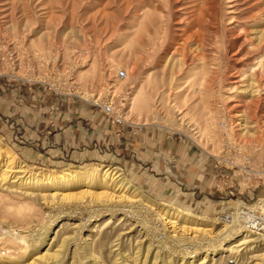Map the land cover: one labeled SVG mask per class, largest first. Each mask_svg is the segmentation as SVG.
<instances>
[{"label": "bare ground", "instance_id": "bare-ground-1", "mask_svg": "<svg viewBox=\"0 0 264 264\" xmlns=\"http://www.w3.org/2000/svg\"><path fill=\"white\" fill-rule=\"evenodd\" d=\"M154 1L134 0L130 48L107 54L100 68L92 60L84 75L107 79L114 91L132 88L123 112L134 111L136 125L183 133L206 152L237 146L244 153L240 160L251 167H243L248 178L264 175V0ZM171 2L178 11L173 29ZM10 10L0 0V27L13 30L6 19ZM28 22L16 25L27 30ZM216 22L224 45L233 35L242 46L232 50L231 60L240 59L241 50L249 57L236 77L226 69L216 79L218 50L209 53L211 62L195 40ZM52 29L37 31L38 42L48 40L47 46L29 38V59L41 69L47 61L81 66L87 54L85 46L74 45L78 30L60 31L64 43L53 50ZM124 60L132 66L120 70ZM259 202L248 206L252 212L238 199L224 220L196 215L146 196L116 165L48 169L22 161L0 142V264H228L229 258L233 264H264V236L251 230L259 226Z\"/></svg>", "mask_w": 264, "mask_h": 264}, {"label": "rangeland", "instance_id": "rangeland-1", "mask_svg": "<svg viewBox=\"0 0 264 264\" xmlns=\"http://www.w3.org/2000/svg\"><path fill=\"white\" fill-rule=\"evenodd\" d=\"M6 1L7 6L12 9L10 10L12 14L8 12L6 19L16 28L10 30L2 24L0 27V142L9 146L22 161L55 170L64 168L80 170L92 166L116 165L129 181L156 202L170 203L193 214L217 217L221 220L234 210L238 199L250 204L264 196L259 195V192L264 190V186L257 182L254 175L249 179L250 174L248 176L245 174L244 169L249 170L251 167L247 160H240L244 153L237 146H222L217 153L207 151L209 154L183 133L165 131L156 125H136L134 111H130L128 116L123 112L132 88L123 86L114 91V87L109 88L107 79L100 81L84 75L88 74L87 69L92 60L99 65L97 68H100L105 58L110 54L114 55L115 50L130 48L134 39L132 23L134 0ZM175 3H170L171 14L168 24L171 29L178 23L175 22L178 11L172 8ZM159 8L166 10L163 3H159ZM25 20H29L27 30L17 26ZM179 21L184 23V19ZM261 24L259 22V25ZM219 27L218 22L206 24V27H203V35L196 33L195 40L201 43V52L206 53L205 56L211 62L212 55L209 53L211 50H218L216 52L219 55L215 58L216 66L213 65L216 67L215 72L213 71L216 79L224 78L226 69H232L233 77H236L242 72V67H245L243 63L249 57L241 50L240 59L231 60L232 50L241 49L242 46L237 45L238 38H234L237 41H232L233 35L226 39L224 45ZM44 28L46 31L52 28L54 30L55 37L50 39L53 50L55 48L60 50L64 43L61 44L60 31L78 30L80 38L74 45L85 46L87 54L85 62L75 68L62 61L54 64L47 61L44 63V69L38 68L36 61L30 60V53L26 52L30 39L32 42L35 41V46L42 43L43 47L48 45V40L45 42L44 39L40 43L36 38L40 32L45 31ZM39 29L41 31L37 34ZM229 31L237 32L233 27ZM6 35L9 38H6ZM8 43L10 44L6 45ZM3 52L6 54L4 55ZM19 55L22 57L21 60ZM75 59L77 60L78 57ZM220 64L221 66L218 67ZM124 65L132 66L131 61L124 60L119 62L120 70H123ZM78 70L83 73L81 78L76 75ZM82 90H86L88 95L84 96ZM108 101L112 102L111 105L114 106L116 113L122 115L124 123L112 124L109 120L107 122L104 120L106 117L102 116L99 107L95 104L102 105L109 103ZM56 104H62L61 108L65 110L56 113L57 110H53ZM69 105L74 109L73 120L83 121L81 129H91L94 122L98 124L99 130L120 129L127 132V137L114 139L115 142L103 143L99 154L102 151L106 154L98 159L99 161L84 159L78 163L76 160L68 159L67 156L64 160L60 159L61 161L53 159L52 154L56 158L54 152L50 154L51 157L49 153H45L48 146L58 139L56 133L60 131L52 119L57 114L60 119L62 115L66 118ZM85 132L86 136L82 134L84 132H78L76 142L75 140L71 142L73 149L86 151L87 148H94L95 144L98 146V140L104 142L102 133L95 135L94 131L91 134L88 130ZM263 132L262 138H264ZM80 138L85 142H80ZM138 141L141 142L143 151L139 150ZM150 156L158 158L161 165L151 167ZM225 159L230 162L224 161ZM163 160L164 163L169 161L171 164L173 172L171 175H167L163 170L165 167L162 165ZM138 173L139 175L143 173L144 181L136 176ZM201 178L202 182L199 181ZM243 182L245 185L242 187ZM215 190L232 193H227V197H224V194L216 197ZM231 260L232 258L228 259V264H233Z\"/></svg>", "mask_w": 264, "mask_h": 264}, {"label": "crops", "instance_id": "crops-1", "mask_svg": "<svg viewBox=\"0 0 264 264\" xmlns=\"http://www.w3.org/2000/svg\"><path fill=\"white\" fill-rule=\"evenodd\" d=\"M62 105V104H61ZM61 105L59 104H56V107L54 108L53 107V110H57L56 113H60L61 110H65L64 108H61ZM71 105L68 106V109L66 110L67 111V114H66V118L64 117V115L61 116V119L59 117V115L57 114V116L55 115L52 119V121L54 120V123L56 125V127L58 126V128L60 129V131H58L56 133V135H58V139L54 142H52L47 150L45 151L46 154L49 153V155L54 152L56 154V158L53 157V154H52V158L53 159H58V161H61L60 159H65V157L67 156L68 159H71L72 161L76 160L78 163L81 162L82 160L86 159V160H98L100 159L102 156H104V154H106L105 151H102V155L99 154V152H101V145L104 143L106 144V142L110 141V142H115L114 139H118L120 137H127V132H123L121 131L120 129H111V130H99V127H98V124H95L94 122L92 123L91 125V129H84L82 128L81 129V125H83V121L82 120H78V121H74L73 119H75V115L72 114V112L74 113V109L71 107ZM97 107V106H96ZM95 107V108H96ZM54 110V111H55ZM103 116V114H102ZM104 117V116H103ZM61 120V121H60ZM65 120V122H63ZM104 120L107 122V119L104 118ZM73 122V123H72ZM81 122V123H80ZM98 123V122H97ZM85 125V124H84ZM85 130L87 131H90V134L91 132H96V134L100 135L101 133L103 134V140L104 142H101V140H98V146H96L95 144V147L94 148H87L86 151H78L76 149H73V145L71 144L72 141L75 140L78 134V132H84L82 133L83 135L86 136V132ZM93 130V131H92ZM55 135V134H54ZM80 142L84 143L85 141H82V139L80 138L79 140ZM76 142V140H75ZM117 142V141H116ZM139 144H138V148L140 151H143L142 150V147H141V142L138 141ZM121 143V142H120ZM48 145V144H47ZM47 147V146H46ZM89 149V150H88ZM51 150V151H50ZM50 151V152H49ZM100 156V157H99ZM51 157V155H50ZM150 159L152 160L151 162V167L155 166V165H161L159 162L160 160L155 156H150ZM99 161V160H98ZM157 162V163H156ZM165 160H163V163L162 165H164L165 167L163 168V170L166 172L167 175H171L173 172H172V166L171 164H169V161H166L167 163H164ZM76 163V162H75ZM159 163V164H158ZM163 172V171H162ZM141 174V173H140ZM137 177H141V179H145V176L143 175V173L141 175H138L136 174ZM179 176H181V174H179ZM136 177V178H137ZM135 178V179H136ZM169 178V177H168ZM171 180V179H170ZM199 180V179H198ZM144 181V180H143ZM200 182H202V178L199 180ZM199 183V182H198ZM174 184V183H172ZM212 186V185H211ZM210 186V187H211ZM179 187V186H178ZM218 189V188H216ZM262 190V189H261ZM227 193H232L231 191H228ZM226 192H222V191H218V190H215L214 191V196H218L219 194H224V197H227L226 195H228ZM181 194V193H179ZM259 195H264V190L260 191L259 192Z\"/></svg>", "mask_w": 264, "mask_h": 264}, {"label": "built area", "instance_id": "built-area-1", "mask_svg": "<svg viewBox=\"0 0 264 264\" xmlns=\"http://www.w3.org/2000/svg\"><path fill=\"white\" fill-rule=\"evenodd\" d=\"M120 75H123V72H120ZM97 107H99L101 113L103 114V116L106 117L107 120H109L112 124H119V123H124V121L122 119H120V117L118 116V114L112 110V106L111 103H106V104H95ZM254 176L257 179V182L259 184L262 185V187L264 186V175L259 173H255ZM262 197H259L256 201H254L255 203L259 202ZM254 202L250 203V204H246L244 201H242V203L244 204V209L245 211H254L249 209V205L253 204ZM262 203V211H257V214L259 215V217L256 218V222H258L259 226L257 228H252L251 230L254 231V233L256 234H260L264 236V201L259 202Z\"/></svg>", "mask_w": 264, "mask_h": 264}]
</instances>
